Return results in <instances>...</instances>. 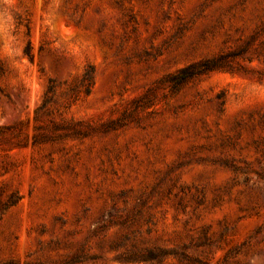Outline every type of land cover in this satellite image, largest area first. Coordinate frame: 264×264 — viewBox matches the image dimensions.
I'll return each mask as SVG.
<instances>
[{
    "label": "rangeland",
    "instance_id": "rangeland-1",
    "mask_svg": "<svg viewBox=\"0 0 264 264\" xmlns=\"http://www.w3.org/2000/svg\"><path fill=\"white\" fill-rule=\"evenodd\" d=\"M0 264H264V0H0Z\"/></svg>",
    "mask_w": 264,
    "mask_h": 264
},
{
    "label": "trees",
    "instance_id": "trees-1",
    "mask_svg": "<svg viewBox=\"0 0 264 264\" xmlns=\"http://www.w3.org/2000/svg\"><path fill=\"white\" fill-rule=\"evenodd\" d=\"M25 52L28 54V55H32L31 54V46L30 44L27 45L26 49H25ZM205 65H206V68H210L212 66H209L208 64V61L205 62ZM189 67H186L185 69H188ZM85 78L88 80V84L90 86H92V84L94 83V70L92 67H90L87 72H86V75H85ZM49 90H53V85H50V88Z\"/></svg>",
    "mask_w": 264,
    "mask_h": 264
}]
</instances>
